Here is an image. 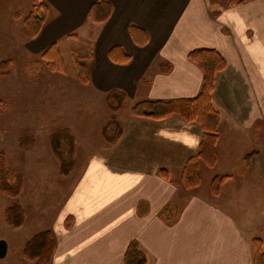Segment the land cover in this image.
<instances>
[{"label": "crops", "instance_id": "obj_1", "mask_svg": "<svg viewBox=\"0 0 264 264\" xmlns=\"http://www.w3.org/2000/svg\"><path fill=\"white\" fill-rule=\"evenodd\" d=\"M101 1L110 5V18L104 24H90L89 11ZM214 2L44 0L50 17L40 35L27 41L29 52L40 55L72 34L89 39L93 60L87 63L90 84L83 87L102 97L107 108L102 112L116 118L108 129L103 124L110 140L101 137L100 151L90 156L82 171L77 167L64 178L73 182L67 196L58 198L53 220L44 216L41 207L29 221L21 202L26 214L23 228L33 224L37 234H52L56 243L52 264H123L133 242L148 264H253L251 243L260 240L264 250V221L243 228L227 193L232 179H239L240 169L249 177L255 175L250 164L242 166L255 148L256 177L264 181V166L260 170L261 161L264 165V0L227 9L216 19L209 15ZM129 25L147 34L145 47L133 44ZM95 27L102 28L100 34H93ZM114 47L130 57L128 65L109 60ZM199 49L217 51L226 69L214 90L221 115L218 161L209 184L203 187L201 180L198 188L187 192L181 175L197 153L199 128L178 117L159 122L136 119L131 110L144 101L195 98L202 74L187 55ZM110 93L126 98L122 109L108 107ZM131 100L137 102L127 107ZM110 104L117 105L113 100ZM58 167L56 162L54 170L60 176ZM22 175L21 196L28 182ZM215 176L225 178L217 197L210 192ZM68 220L71 224L66 228Z\"/></svg>", "mask_w": 264, "mask_h": 264}, {"label": "rangeland", "instance_id": "obj_2", "mask_svg": "<svg viewBox=\"0 0 264 264\" xmlns=\"http://www.w3.org/2000/svg\"><path fill=\"white\" fill-rule=\"evenodd\" d=\"M32 9L33 0H0V64H12L10 76H0V151L7 155L14 170L25 173L28 178L20 203L24 205L29 221L33 220L36 210L41 207L45 208L44 216L53 220L58 198L67 196V188L73 181L65 182L64 178L56 175L54 165L58 159L48 146L50 135L59 129L71 133L74 139L71 147L73 145L75 149L74 171L77 167L82 171L90 156L100 151L104 128L108 129L116 118H109L108 111L102 112L107 109L102 97L75 82L74 65L65 40L57 45L66 75L49 71L39 60L40 55L33 56L29 52L21 28ZM15 13L19 15V20L12 17ZM101 29L93 28V34H100ZM135 100L129 101L126 106L132 107L137 102ZM128 114L131 116L130 111ZM120 133L117 127V134ZM104 134L102 139L110 140L106 131ZM21 136L34 138L35 146L29 152L18 149L17 139ZM255 151L251 150L248 154H255ZM257 161L255 158L249 163V168L255 171L253 178L249 177V172L243 173L244 170L240 169L239 179L233 178L227 191L235 209L232 213L243 228L264 221V181L256 177ZM261 164L260 170L264 166L262 161ZM199 165L205 187L210 182L212 171L203 164ZM242 166H246L245 160ZM40 190L41 197L36 199L34 196ZM8 204L9 199L0 194V242L7 245L6 256L0 258V264H32L22 258L21 252L26 242L37 234L36 229L33 224L20 230L7 228L4 212Z\"/></svg>", "mask_w": 264, "mask_h": 264}, {"label": "trees", "instance_id": "obj_3", "mask_svg": "<svg viewBox=\"0 0 264 264\" xmlns=\"http://www.w3.org/2000/svg\"><path fill=\"white\" fill-rule=\"evenodd\" d=\"M255 0H218L211 3L209 15L218 18L225 10L237 8ZM49 7L44 0H33L32 12L22 23L21 35L26 41L36 39L47 22ZM111 15L110 5L106 2L94 4L88 14V22L93 25L106 23ZM19 20V15L12 16ZM128 33L133 44L138 48L147 45L149 39L147 34L136 25H129ZM67 49L72 57L75 81L81 86L90 84L87 63L93 60V44L89 39L79 38L77 35H68L65 38ZM111 62L118 65H128L130 57L125 55L119 47H114L108 53ZM41 63H44L49 71L61 75H66V67L61 57L60 48L57 44H52L39 56ZM187 60L192 63L202 74V84L199 94L193 99L180 100L176 102L144 101L136 104L131 113L133 117L140 120L164 121L172 117H178L187 124L196 125L201 132V140L195 156L186 163L182 175V188L190 192L200 186L201 177L199 174V164H203L208 169L213 170L217 164V143L219 138V126L221 115L214 104V90L217 77L226 69V63L222 56L213 49H199L190 52ZM12 71V64L4 62L0 64V76L9 77ZM110 93L106 97V103L112 111H118L124 107L126 98ZM116 101L117 105H111L110 101ZM105 129L102 137L105 136ZM73 136L66 129H59L50 135L48 146L52 154L58 159V173L62 178L68 177L75 169L73 159L74 150ZM35 146V140L31 136H21L17 139L19 150L29 152ZM254 154L245 157L246 164H249ZM68 160V162L66 161ZM165 174L161 171V174ZM225 182V178L215 176L210 185V192L213 197H217ZM23 175L14 170L7 155L0 151V194L9 199V204L4 212V222L11 230H20L26 222V214L20 203L23 190ZM71 221L65 222L69 228ZM55 240L48 231L38 233L31 237L23 247L22 258L32 264H52L55 251ZM253 264H264V250L260 240L251 243ZM146 256L141 252L136 242L131 243L124 255L123 264H148Z\"/></svg>", "mask_w": 264, "mask_h": 264}, {"label": "water", "instance_id": "obj_4", "mask_svg": "<svg viewBox=\"0 0 264 264\" xmlns=\"http://www.w3.org/2000/svg\"><path fill=\"white\" fill-rule=\"evenodd\" d=\"M7 253V245L5 242H0V258H4Z\"/></svg>", "mask_w": 264, "mask_h": 264}]
</instances>
